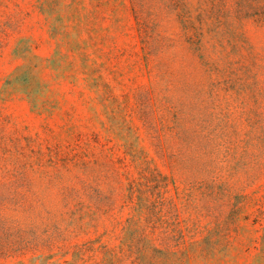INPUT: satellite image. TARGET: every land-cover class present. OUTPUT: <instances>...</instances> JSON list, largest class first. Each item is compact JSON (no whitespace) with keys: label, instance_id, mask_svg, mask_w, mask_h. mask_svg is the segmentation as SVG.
Instances as JSON below:
<instances>
[{"label":"rangeland","instance_id":"374dc122","mask_svg":"<svg viewBox=\"0 0 264 264\" xmlns=\"http://www.w3.org/2000/svg\"><path fill=\"white\" fill-rule=\"evenodd\" d=\"M0 264H264V0H0Z\"/></svg>","mask_w":264,"mask_h":264}]
</instances>
